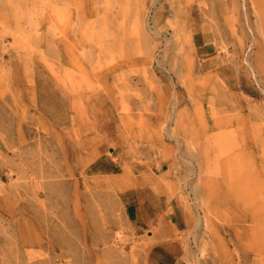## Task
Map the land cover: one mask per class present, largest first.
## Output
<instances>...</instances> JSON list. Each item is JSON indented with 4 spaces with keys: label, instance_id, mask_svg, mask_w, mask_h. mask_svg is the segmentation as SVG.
<instances>
[{
    "label": "rangeland",
    "instance_id": "1",
    "mask_svg": "<svg viewBox=\"0 0 264 264\" xmlns=\"http://www.w3.org/2000/svg\"><path fill=\"white\" fill-rule=\"evenodd\" d=\"M161 241L264 264V0H0V264H155Z\"/></svg>",
    "mask_w": 264,
    "mask_h": 264
},
{
    "label": "crops",
    "instance_id": "2",
    "mask_svg": "<svg viewBox=\"0 0 264 264\" xmlns=\"http://www.w3.org/2000/svg\"><path fill=\"white\" fill-rule=\"evenodd\" d=\"M134 200L129 202V208L127 216L133 226L138 228H154L158 226L162 218H166V211L168 206L165 207L161 200H157L156 197L151 193L149 186L143 188H134L131 190ZM171 222L176 224L178 227L175 214L169 215ZM169 229L173 228L170 225ZM165 230H169V229ZM152 236V235H151ZM175 246L172 242H159L155 244L151 250L154 254L155 264H182L179 260L173 258ZM173 258V259H172Z\"/></svg>",
    "mask_w": 264,
    "mask_h": 264
}]
</instances>
